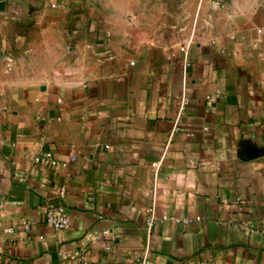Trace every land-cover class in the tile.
I'll return each instance as SVG.
<instances>
[{
    "label": "crops",
    "instance_id": "0c3cea01",
    "mask_svg": "<svg viewBox=\"0 0 264 264\" xmlns=\"http://www.w3.org/2000/svg\"><path fill=\"white\" fill-rule=\"evenodd\" d=\"M0 4V264H264V0Z\"/></svg>",
    "mask_w": 264,
    "mask_h": 264
},
{
    "label": "built area",
    "instance_id": "2783aa9c",
    "mask_svg": "<svg viewBox=\"0 0 264 264\" xmlns=\"http://www.w3.org/2000/svg\"><path fill=\"white\" fill-rule=\"evenodd\" d=\"M186 48L183 50L185 51ZM36 164H43L47 166H57V162L54 160L52 157V154L47 153L43 156H39L35 159ZM154 168L157 167L156 164L153 165ZM66 197V189L62 188L58 192V200H63ZM155 210L156 207L155 205L148 210L149 218H148V233H151L152 228L155 225L156 221V215H155ZM177 223H182V224H189L191 223V220H179V219H173ZM70 215L67 212L65 206L62 204V202L58 203H51L46 207L45 210V224L47 227L55 230V231H66L70 228L71 223H70ZM32 224V223H31ZM31 224L28 222L23 223L24 227L28 228ZM13 232L12 229L9 230V233L11 234ZM109 237V232L104 231L100 235L94 237V240H99L101 238H108ZM110 250V246L107 248ZM81 258L83 259L84 256L81 253ZM136 264H152V262L147 258L144 257L143 259L139 260Z\"/></svg>",
    "mask_w": 264,
    "mask_h": 264
},
{
    "label": "water",
    "instance_id": "95a60500",
    "mask_svg": "<svg viewBox=\"0 0 264 264\" xmlns=\"http://www.w3.org/2000/svg\"><path fill=\"white\" fill-rule=\"evenodd\" d=\"M2 5H3V4H0V9H1Z\"/></svg>",
    "mask_w": 264,
    "mask_h": 264
}]
</instances>
